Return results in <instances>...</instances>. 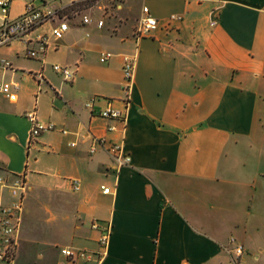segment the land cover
<instances>
[{
    "label": "crops",
    "instance_id": "obj_1",
    "mask_svg": "<svg viewBox=\"0 0 264 264\" xmlns=\"http://www.w3.org/2000/svg\"><path fill=\"white\" fill-rule=\"evenodd\" d=\"M30 1L56 13L26 37L38 48L48 35L38 57L19 39L0 47V79L13 84L0 95V202L24 178L23 221L27 197L43 198L51 221H72L79 248H97L94 220L110 222L100 264H264V0H9L0 25ZM143 6L159 26L136 38ZM171 15L183 19L167 27ZM54 64L75 70L73 82ZM108 107L126 123L93 116ZM30 111L55 125L34 143ZM92 136L122 143L131 164L90 154Z\"/></svg>",
    "mask_w": 264,
    "mask_h": 264
},
{
    "label": "built area",
    "instance_id": "obj_2",
    "mask_svg": "<svg viewBox=\"0 0 264 264\" xmlns=\"http://www.w3.org/2000/svg\"><path fill=\"white\" fill-rule=\"evenodd\" d=\"M49 2V0H47ZM0 5L6 12L9 7V0H0ZM55 11L48 10L44 12L40 6H37L34 1H30L26 5L25 11L12 19H7L0 25V47L9 45L14 40H22L27 45V55L30 57H38L39 54L46 51L48 47V35L39 36L36 39L38 48L33 43L34 40L28 37L35 29L41 26L44 22L53 19ZM181 15H171L167 21V27H171L175 21L182 20ZM83 24L91 23L90 17L82 18ZM104 20L97 21L98 27H103ZM159 26V20L152 15L148 6H143L142 15L138 20L135 36L136 38L150 36ZM69 28L68 22H60L54 25L51 29V34L57 38L61 37ZM108 54H102L101 61L107 60ZM135 58L130 55H125L123 60V76H124V91L128 93L131 80L133 78ZM10 67V63L3 60L0 68ZM54 70L60 74L67 82H73L76 71L68 66L54 64ZM40 76V75H38ZM13 91V84L0 79V95L9 94ZM97 97L90 99L87 106L92 108ZM93 116L102 118L115 119L121 123H126L125 114L112 107L104 110L93 112ZM27 117L32 123L30 131V141L34 143L38 137L48 130L55 128L53 123L43 124L36 116L35 111L27 113ZM114 130L115 127H110ZM65 132V131H64ZM74 143H72L73 145ZM100 148H105L113 159L115 170H119L124 166H128L132 162V157L124 150L123 144L109 141L106 137L92 136V143L89 147V153L95 154ZM74 189H79L78 180H73ZM13 195L16 200L11 204H3L0 202V264H17L19 252V233L23 221L24 200L27 190L26 180L24 178L15 182L13 186ZM102 190L105 193L110 192V187L102 185ZM92 228L98 232L97 248L87 249L79 248L72 245L63 246L60 248V253L63 257L58 264H100L106 254L109 239L112 233V224L110 222H102L94 220ZM230 243H235V239L231 238ZM233 251L236 256H240L244 252L242 244H235Z\"/></svg>",
    "mask_w": 264,
    "mask_h": 264
},
{
    "label": "rangeland",
    "instance_id": "obj_3",
    "mask_svg": "<svg viewBox=\"0 0 264 264\" xmlns=\"http://www.w3.org/2000/svg\"><path fill=\"white\" fill-rule=\"evenodd\" d=\"M46 204L43 198L27 197L17 264H57L63 259L60 248L76 245L72 242V221L62 217L51 221ZM51 204L59 210V203Z\"/></svg>",
    "mask_w": 264,
    "mask_h": 264
}]
</instances>
